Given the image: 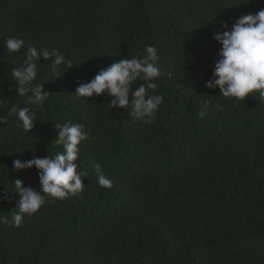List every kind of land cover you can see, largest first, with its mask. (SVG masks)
I'll return each instance as SVG.
<instances>
[{
  "label": "trees",
  "instance_id": "16d2710c",
  "mask_svg": "<svg viewBox=\"0 0 264 264\" xmlns=\"http://www.w3.org/2000/svg\"><path fill=\"white\" fill-rule=\"evenodd\" d=\"M261 9L264 0H0V264H264V98L205 87L222 48L214 35ZM17 37L58 49L72 67L57 79L51 59L38 63L34 83L50 94L30 132L10 111L31 107L13 77L23 50L5 45ZM148 45L164 96L153 123L106 95L75 94ZM69 122L89 135L78 146L84 191L46 198L19 228L4 224L18 212L15 180L40 187L39 170L14 161L62 151L56 123Z\"/></svg>",
  "mask_w": 264,
  "mask_h": 264
},
{
  "label": "clouds",
  "instance_id": "9594fccd",
  "mask_svg": "<svg viewBox=\"0 0 264 264\" xmlns=\"http://www.w3.org/2000/svg\"><path fill=\"white\" fill-rule=\"evenodd\" d=\"M227 29V22L223 23ZM222 48L220 59L215 63L212 78L205 83L210 89L219 88L225 98L245 100L250 94L264 98V9L247 14L232 25L231 30L214 35ZM9 54L20 53L24 62L13 69V77L17 85V93L26 96L25 104L31 107L13 105L10 109L15 114L25 131L30 132L36 126V111L42 109L49 97L45 84L34 83L38 79V63L48 61L52 76L61 78V66L71 67V61L66 60L58 49H38L22 38H8L5 42ZM162 76L158 64L157 50L148 45L139 58L121 59L99 71L88 82L78 85L76 95L86 98L106 95L110 97L112 109H127L131 107V117L145 124L154 122L156 113L164 102L163 94L157 93L155 81ZM142 81L133 89L132 85ZM151 90V93L149 92ZM130 95L133 99L130 102ZM219 109L220 105H216ZM201 111L200 115L205 114ZM4 121V117H0ZM58 139L62 151L49 157L34 156L33 159L14 161L16 170H26L35 167L39 170V190L26 187L20 179L15 180L13 190L19 195L18 212L12 216L11 222L3 219L4 224L12 223L19 228L25 215L31 217L37 213L46 198L64 200L72 195L83 192L85 185L82 177L87 173L78 171L79 145L89 139L85 126L81 123H56ZM99 186L110 189L113 182L106 178L96 166Z\"/></svg>",
  "mask_w": 264,
  "mask_h": 264
}]
</instances>
